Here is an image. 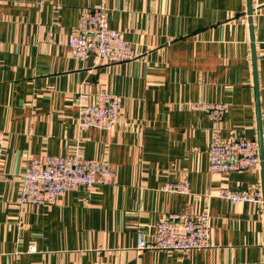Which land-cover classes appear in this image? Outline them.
Returning <instances> with one entry per match:
<instances>
[{
	"label": "crops",
	"instance_id": "obj_1",
	"mask_svg": "<svg viewBox=\"0 0 264 264\" xmlns=\"http://www.w3.org/2000/svg\"><path fill=\"white\" fill-rule=\"evenodd\" d=\"M100 5L134 60L70 56L81 12ZM248 9L249 0H0V264H264V203L217 197H264V0ZM96 93L120 97L119 121L79 132L78 96L93 104ZM199 100L228 111L215 124L189 107ZM214 136L256 141L262 163L211 174ZM44 155L106 163L115 185L20 206L22 175ZM182 178L189 195L159 191ZM205 213L208 249L137 250L161 216Z\"/></svg>",
	"mask_w": 264,
	"mask_h": 264
},
{
	"label": "built area",
	"instance_id": "obj_2",
	"mask_svg": "<svg viewBox=\"0 0 264 264\" xmlns=\"http://www.w3.org/2000/svg\"><path fill=\"white\" fill-rule=\"evenodd\" d=\"M77 33L68 42L69 54L73 59L86 60L94 57L99 64H121L135 59L130 45L122 34L108 26L107 11L100 5L84 9L78 19ZM264 56V41L262 42ZM94 103H85V97L78 96L77 128L79 132L91 128L110 131L119 121L120 97L110 93H96ZM194 111L204 112L215 124L228 111L225 103L195 101L189 104ZM3 135L0 132V156L3 151ZM209 172L226 174L257 169L259 146L256 141L244 138L220 139L214 136L207 150ZM96 185H115L114 169L106 163L83 159L78 156L60 157L44 155L33 159L21 178L19 205H54L59 197L69 191L83 188L90 191ZM159 191L169 194L189 195L186 179L165 183ZM219 199L231 204L248 203L262 206L263 196L259 189L224 188L217 192ZM153 239L146 242L144 234L137 235V250L177 251L187 254L191 251L208 249L211 246L209 215L190 216L168 214L161 216L153 227ZM34 246L29 251H34Z\"/></svg>",
	"mask_w": 264,
	"mask_h": 264
},
{
	"label": "water",
	"instance_id": "obj_3",
	"mask_svg": "<svg viewBox=\"0 0 264 264\" xmlns=\"http://www.w3.org/2000/svg\"><path fill=\"white\" fill-rule=\"evenodd\" d=\"M248 12H249V15H250L251 14L250 0H249V9H248ZM259 159H260V162L262 163L263 155H262V149H261V147H259ZM263 201H264V197H263Z\"/></svg>",
	"mask_w": 264,
	"mask_h": 264
}]
</instances>
